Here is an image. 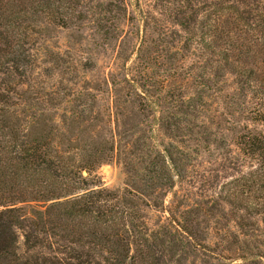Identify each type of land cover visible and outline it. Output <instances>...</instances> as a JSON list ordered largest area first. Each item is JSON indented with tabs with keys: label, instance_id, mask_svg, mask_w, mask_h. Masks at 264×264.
I'll return each mask as SVG.
<instances>
[{
	"label": "trees",
	"instance_id": "16d2710c",
	"mask_svg": "<svg viewBox=\"0 0 264 264\" xmlns=\"http://www.w3.org/2000/svg\"><path fill=\"white\" fill-rule=\"evenodd\" d=\"M84 4L0 0V264H165L177 235L213 252L192 221H181L174 202L166 203L190 174L189 157L215 145L207 134L219 126L227 149L234 146L256 161L223 184L224 207H236L259 226L264 219V0H191V12L174 13L172 22L186 34L195 67L187 71V56L178 59L185 47L173 42L172 76L163 62L161 70L153 68L167 51L154 39L157 21L147 14L135 60L120 56L124 72L95 74V54L86 48L80 63L70 47H45L40 56L35 47L51 38V30L80 29L88 21ZM97 22L104 30V22ZM99 38L105 46L112 43L104 34ZM75 44L81 48L83 38ZM129 61L133 65L127 67ZM39 67L46 79H60L52 91L33 85ZM63 82L76 87L61 90ZM223 98L232 101L224 121ZM240 99L242 111L235 114ZM211 134L217 140V133ZM110 163L121 165L123 189L104 187L99 169ZM146 207L162 213L175 234L165 225L152 230ZM236 226L245 236L263 233L240 222ZM229 232L223 230V239ZM251 255L237 243L223 247L219 257L246 262Z\"/></svg>",
	"mask_w": 264,
	"mask_h": 264
},
{
	"label": "rangeland",
	"instance_id": "374dc122",
	"mask_svg": "<svg viewBox=\"0 0 264 264\" xmlns=\"http://www.w3.org/2000/svg\"><path fill=\"white\" fill-rule=\"evenodd\" d=\"M191 0H124L120 4L119 0H85L82 11L88 16V21L82 23L80 29H53L50 31V39L38 42L35 51L38 54H44L45 47L50 50H65L68 47L76 55V63L84 62L87 57L82 51L86 48L92 51L94 61L98 73L103 76L113 70L121 72L125 71L124 59L120 56L136 58L138 48L143 44V14L152 18V22L157 21L155 25V33L153 34L155 40L161 39V50H166L163 60L154 64L153 68L159 71V65L164 63L165 69L169 70L170 76L175 74L174 63L175 57L168 53V50H173L170 46L176 42L175 46L183 45L184 52L178 56H187L184 59V66H187V71L195 67L193 63L194 53L188 48L184 42L187 36L180 27L172 22L173 14H182V12H191ZM202 1V0H200ZM172 15V16H171ZM97 18L101 19L104 24V30L98 26ZM101 28V29H100ZM106 35L112 40L110 46H105L106 41L99 38L101 35ZM80 38H83V49L76 45ZM159 42H156L153 48H157ZM85 45H87L85 47ZM187 48V50H186ZM85 49V50H86ZM175 50V49H174ZM189 50V51H188ZM182 61V62H183ZM133 65L131 61L128 62L127 67ZM35 70L33 85L36 87H44L46 90L52 91L51 88L57 87L58 79H46L42 70ZM169 68V69H168ZM75 88L69 82L61 83L62 88ZM226 85L223 83V91ZM230 102L229 98H223V121L227 115V109ZM242 100L240 99L237 105H234L235 114L242 111ZM230 108V107H229ZM64 107H61L63 112ZM221 112H206L205 114H220ZM217 127V126H216ZM227 125L223 122V134ZM264 130V129H263ZM211 133H217L216 139L212 134H207L209 142L206 150L199 156L191 155L189 162L192 167L189 169L190 174L186 180L179 184L178 187L169 195L167 203L174 202L178 216L181 221H192L198 238H207L203 244L207 245L210 250H201L193 241H184L177 235L176 240L171 243L174 249H168L165 255V264H264V259L258 260L260 253L264 254V219L259 224H256L253 219L245 216V214L236 207H224L223 199L221 197L223 184L230 182L241 173L247 172L256 166V161L246 159L239 154L234 146L226 147L224 141L220 140L218 132L219 128H212ZM224 140V136H223ZM193 156V157H192ZM99 175L102 178L104 187L109 190L123 189L125 187L126 177L121 165L116 163L105 164L99 169ZM146 215V220L152 230H157L158 226L165 225L172 229L175 234V227H171L168 220L157 210L152 208H143ZM184 212V214H183ZM167 217V215H166ZM241 217V219H239ZM236 222H240L249 228H260L262 232L256 231L257 236H245L240 233L236 226ZM229 229L230 234L223 239V230ZM245 232V231H244ZM248 232V231H247ZM165 237V236H163ZM166 239V237H165ZM239 243V246L245 250L250 249L252 255L249 260L244 262L237 260L236 262L223 261V247H228L232 244ZM20 246L23 248V240H20ZM169 246V245H166ZM234 248V247H233ZM264 256V255H263Z\"/></svg>",
	"mask_w": 264,
	"mask_h": 264
}]
</instances>
